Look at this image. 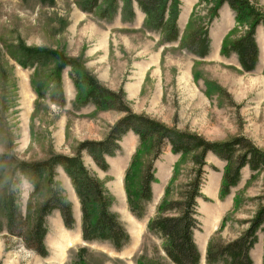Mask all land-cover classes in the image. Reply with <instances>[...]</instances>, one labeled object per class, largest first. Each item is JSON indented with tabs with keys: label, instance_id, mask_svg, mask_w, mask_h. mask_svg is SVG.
I'll return each mask as SVG.
<instances>
[{
	"label": "rangeland",
	"instance_id": "obj_1",
	"mask_svg": "<svg viewBox=\"0 0 264 264\" xmlns=\"http://www.w3.org/2000/svg\"><path fill=\"white\" fill-rule=\"evenodd\" d=\"M84 1L0 0V154L4 156L0 164V264H173L161 240L150 232L148 222L166 186L170 184L171 194L177 197L181 185L193 176L195 151L180 158L171 152L169 144L163 147L154 162L153 196L142 218L131 212L127 188L135 193L139 173L152 157L151 149L141 148L128 182L126 172L141 147L132 131L122 137L115 156H106V171L87 150L82 151L84 164L111 199L110 212L129 234L130 240L121 250L109 241L83 237L81 203L61 166L54 169L52 185L43 178L38 191H34L18 163L41 162L53 154L72 156L81 142L104 140L126 114L97 108L91 102L81 103L71 67L64 66L57 72L61 56L74 59L106 88L122 90L125 103L137 114L211 142L243 136L264 151V28L259 25L256 29L258 64L254 70L245 71L235 53L221 51L223 42L241 37L248 29L247 22L236 21L227 3L215 16L213 0H180V37L198 26L209 29L211 49L207 56L200 57L184 47L181 38L165 42L161 34L145 26V14L136 4L133 17L125 18L119 11L106 20L98 11L83 10ZM248 1L264 13V0ZM26 49L43 50L49 56L41 63L23 66L20 60L26 58ZM58 88L66 100L62 107L50 98ZM206 161L202 192L209 200H198L200 229L194 233L201 264H206L205 247L211 239L238 237L249 225L246 220L264 203V170L250 178L252 171L244 167L240 182L222 197L226 162L212 153L206 155ZM14 177L20 179L16 204L26 219V228L35 222L52 186L72 206L75 223L71 229L64 225L59 210L47 215L46 256L8 233L7 194ZM19 230L17 226L16 232ZM251 255L254 264H263L264 248L262 252L256 244Z\"/></svg>",
	"mask_w": 264,
	"mask_h": 264
},
{
	"label": "trees",
	"instance_id": "obj_2",
	"mask_svg": "<svg viewBox=\"0 0 264 264\" xmlns=\"http://www.w3.org/2000/svg\"><path fill=\"white\" fill-rule=\"evenodd\" d=\"M213 3L211 8L213 15L216 16L219 8L227 3L235 12L237 22L248 23L246 32L237 39L223 42L221 51L225 54L235 53L243 70H254L259 61L256 29L259 25L264 28V13L257 10L248 0H213ZM135 4L145 14V26L161 34L165 42H176L181 38L178 27L180 0H85L81 6L88 12L98 11L100 18L110 20L119 11L125 18L133 17ZM181 39L184 47L200 57H205L210 52L211 38L207 26H198ZM23 55L26 57L20 60L23 66L41 63L43 58L49 56L43 50L34 49H26ZM64 66L71 67V78L79 90L78 97L81 103L91 102L97 108L118 109L125 111L126 114L111 127L104 140H85L72 156L53 154L48 160L41 162L21 161L17 166L19 171L34 187V191H38L39 182L43 178L52 185L54 169L61 166L70 177L81 203L83 237L109 241L116 250H121L128 244L129 234L122 221L110 212L111 199L101 181L84 164L82 151L87 150L95 163L106 171L109 168L106 156H115L121 149L122 137L132 131L139 137L141 147L138 148L126 172L125 178L128 182L135 160L143 151L141 148L151 149L152 157L144 163L139 173L135 193L127 188L130 210L138 218L144 216L146 203L152 199V183L156 181L154 162L162 153L163 147L169 144L171 152L180 155V158L195 151L196 167L193 169V176L181 185L177 197L171 194L170 184L166 186L155 215L149 219L148 228L161 240V247L173 264H201V252L194 239V233L200 229L198 200L200 198L209 200L202 192L207 165L206 155L212 153L226 162L220 189L221 196L224 197L240 182L244 167L248 166L252 171L250 178L264 170V151L243 136L224 142H211L198 134L167 127L149 116L133 112L125 103L122 90L117 92L106 88L74 59L61 56L57 72ZM50 98L61 107L66 103L61 88L53 92ZM3 157L0 154V164L4 161ZM19 182L20 179L14 177L7 194L8 233L24 240L25 246L29 249L46 256L48 248L45 237L49 229L47 215L54 209L59 210L64 225L71 229L75 223L72 206L60 194L58 188L52 186L51 195L41 206L35 222L26 228V219L16 204L15 193ZM246 222L249 224L248 227L238 237L227 241L214 238L209 241L205 254L206 264H254L251 250L258 242L259 232L263 234L264 248V203L259 205L255 215ZM17 226L20 227L18 232Z\"/></svg>",
	"mask_w": 264,
	"mask_h": 264
},
{
	"label": "crops",
	"instance_id": "obj_3",
	"mask_svg": "<svg viewBox=\"0 0 264 264\" xmlns=\"http://www.w3.org/2000/svg\"><path fill=\"white\" fill-rule=\"evenodd\" d=\"M195 235V234H194ZM258 245V247L260 248V251L263 252V234L262 233H258V242L256 243ZM255 244V245H256ZM206 246V245H205ZM201 252V251H200ZM205 254H206V247H205ZM261 254V252H260ZM202 255V254H201ZM254 260V259H253ZM259 263H261L260 261H258Z\"/></svg>",
	"mask_w": 264,
	"mask_h": 264
},
{
	"label": "water",
	"instance_id": "obj_4",
	"mask_svg": "<svg viewBox=\"0 0 264 264\" xmlns=\"http://www.w3.org/2000/svg\"><path fill=\"white\" fill-rule=\"evenodd\" d=\"M201 263H202V255H201Z\"/></svg>",
	"mask_w": 264,
	"mask_h": 264
}]
</instances>
